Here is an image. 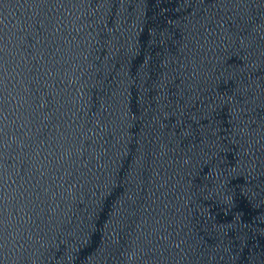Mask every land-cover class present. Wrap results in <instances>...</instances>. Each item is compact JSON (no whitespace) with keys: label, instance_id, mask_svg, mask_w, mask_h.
<instances>
[{"label":"water","instance_id":"95a60500","mask_svg":"<svg viewBox=\"0 0 264 264\" xmlns=\"http://www.w3.org/2000/svg\"><path fill=\"white\" fill-rule=\"evenodd\" d=\"M0 264H264V0H0Z\"/></svg>","mask_w":264,"mask_h":264}]
</instances>
